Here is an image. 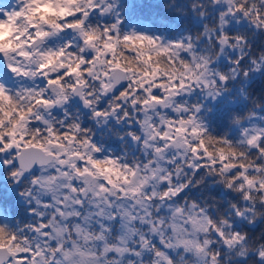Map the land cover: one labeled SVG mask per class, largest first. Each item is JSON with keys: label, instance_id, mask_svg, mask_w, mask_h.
Returning a JSON list of instances; mask_svg holds the SVG:
<instances>
[{"label": "snow or ice", "instance_id": "obj_1", "mask_svg": "<svg viewBox=\"0 0 264 264\" xmlns=\"http://www.w3.org/2000/svg\"><path fill=\"white\" fill-rule=\"evenodd\" d=\"M0 264H264V0H0Z\"/></svg>", "mask_w": 264, "mask_h": 264}]
</instances>
